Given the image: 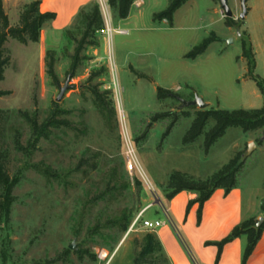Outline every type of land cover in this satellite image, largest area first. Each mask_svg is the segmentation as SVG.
Returning <instances> with one entry per match:
<instances>
[{"label": "rangeland", "instance_id": "374dc122", "mask_svg": "<svg viewBox=\"0 0 264 264\" xmlns=\"http://www.w3.org/2000/svg\"><path fill=\"white\" fill-rule=\"evenodd\" d=\"M240 3L228 0L231 27L215 0H188L171 24L155 20L154 14L168 6V0H160L140 13L132 7L126 19L108 7L103 20L109 15V37L105 22L103 29L86 28L85 14L91 13L86 9L65 32L41 45L7 40L9 64L0 91L10 93L0 96V109L8 112L0 142L18 183L9 221L0 229V264H170L155 233L144 229L138 216L163 218L173 172L207 180L239 153L237 181L245 196L255 190L264 198V129L229 128L209 148L205 134L183 143L200 110L183 102L200 98L215 110L264 107V0H246L244 20ZM213 35L218 40L202 56L185 57ZM250 35L259 54L248 76L242 47L251 44ZM252 76L260 78L263 92ZM159 88L171 96L159 98ZM157 115L164 117L154 121ZM27 116L38 125L50 116L62 125L50 127L32 144ZM130 147L153 190L138 172H128ZM186 194L174 198V211L182 212L187 232H195L200 206L185 200ZM191 211L194 222L188 221ZM174 225L191 259L176 219Z\"/></svg>", "mask_w": 264, "mask_h": 264}, {"label": "trees", "instance_id": "16d2710c", "mask_svg": "<svg viewBox=\"0 0 264 264\" xmlns=\"http://www.w3.org/2000/svg\"><path fill=\"white\" fill-rule=\"evenodd\" d=\"M187 1L188 0H168L167 8L161 12L155 13L154 19L159 21L165 20L167 23L171 24L176 11ZM40 2L41 0H32L30 3L25 4L20 11L18 23L15 26H11L9 18L4 11L2 0H0V81L3 80L4 70L9 64V58L5 56L6 50L4 47L7 40L14 39L23 45H27L29 43H38L40 41L42 27L47 21L54 18V14L39 13L38 7ZM107 2L109 8L115 12L117 18L126 19L130 14V9L134 0H107ZM86 9L91 10V13L85 14L86 28L94 30L103 29L104 20L99 4L95 3L91 6H88L87 8H84L80 14ZM226 24L229 27L234 25L233 19L226 18ZM216 40L218 39L214 35L207 37L202 43H200L198 46H195L189 53H187L185 57L187 59L194 60L197 57L202 56L210 44ZM242 48V56L247 61V73L249 76L252 75L256 69V61L251 44L247 47L243 45ZM80 50L81 48H77V54L74 56V59H77V55ZM50 75L54 77L52 68H50ZM249 79L255 82L259 90L263 92L260 78L252 76ZM9 93L10 92L0 91V96H5ZM93 94L97 99H100L98 92L94 91ZM158 96L159 98H163L164 96H171V94L169 91L159 88ZM163 117L164 115H157L153 118V120L158 121ZM7 119L8 112L0 109V136L3 132V124L7 121ZM27 120L32 129V144H35L50 127L62 125V122L52 118L51 116L48 117L41 125H38L37 120L33 117L27 116ZM210 122H213V126L210 127L208 131H206V127ZM229 128H239L244 132L263 130L264 107L236 110H215L209 108L198 110L195 114V118L190 129L183 138V143L185 145L192 144L201 135L205 134V146L206 148H209L219 138H221ZM168 133L169 129L167 130L165 136L168 135ZM8 157V152L3 149L0 142V229H2L9 221V211L14 201L12 193L18 183L17 177L11 176L7 168ZM241 159V153H239L234 159L230 160L228 164L223 166L220 171L207 180H197L194 177L179 171L173 172L168 178V192L165 196L166 199L170 201L178 193L183 191L196 193L197 198L190 203L199 204V212L201 215L204 203L211 197L216 189H224L227 193L236 186L237 174L240 169V164L242 163L240 161ZM262 211L264 212V201L262 203ZM256 223L257 221L254 218L245 220L236 226L229 236L224 240L214 243L218 247L219 251L217 259H219L220 252L225 244L234 240L235 238L246 235L247 244L243 252V263H245L253 253L264 229V222L259 228L256 227ZM170 225L172 228H175L173 221L170 223ZM158 244L162 249L159 241ZM188 252L191 259L195 260L189 248Z\"/></svg>", "mask_w": 264, "mask_h": 264}, {"label": "crops", "instance_id": "0c3cea01", "mask_svg": "<svg viewBox=\"0 0 264 264\" xmlns=\"http://www.w3.org/2000/svg\"><path fill=\"white\" fill-rule=\"evenodd\" d=\"M31 1L32 0H2L4 11L9 18L11 26L18 23L21 7ZM159 1L160 0H134L132 7H136L138 9L137 12L140 13V9L144 6L158 3ZM95 3H98V1L41 0L38 7L39 13H51L54 14V18L47 21L42 27L39 41L40 45L44 40H47L50 35L65 32L84 8ZM39 42L31 44H39ZM250 42L257 68L259 53L256 41L251 35ZM184 192L187 193L184 198L185 200H195L197 198L196 193L188 191L180 192L176 196H181ZM174 198L167 203L170 217L173 222L176 219L181 231L180 233H182V236L191 248V252L197 264H264V229L253 253L245 263H243V252L247 244L246 235H242L225 244L220 252L219 259H217L219 252L218 247L214 244L228 237L232 230L241 222L251 218H254L258 222L260 218H264V212L262 211L264 198L257 193V191L254 190L250 192L249 196L246 197L238 181L236 186L227 193L224 189H216L203 205L201 225L195 232H187V224L182 222V212H177V210H175L176 212L174 211ZM172 212L174 214H171ZM192 218L193 211L190 212L188 221L194 222ZM215 225L216 227L205 235L199 232L204 226L212 228ZM154 233L170 264H193L192 259H190L182 249L178 236L168 223H165Z\"/></svg>", "mask_w": 264, "mask_h": 264}, {"label": "built area", "instance_id": "2783aa9c", "mask_svg": "<svg viewBox=\"0 0 264 264\" xmlns=\"http://www.w3.org/2000/svg\"><path fill=\"white\" fill-rule=\"evenodd\" d=\"M98 4L101 8L102 11V15L106 14L107 15V9L109 7L107 0H97ZM105 15V17H106ZM104 22L106 23V28L104 29V32L108 35V37L111 35L113 29L110 26V21H109V15H108V19L107 17L104 18ZM121 33H124V31H119ZM126 165H127V170L128 172L132 173V172H138L140 174V176L142 177V179L144 180L145 184L148 186L149 189L153 190V186L150 182V180L147 178V176L145 175V173L143 172L140 163L137 159V156L134 152V150L130 147L129 150L126 153ZM162 215L163 218H156V219H141L142 214H140L137 218V222L140 221L141 222V226L146 229L149 230L151 232H155L157 231L159 228H161L165 223H168L170 225V223L172 222V219L170 217L169 214V210L167 206H163V210H162ZM193 264H197L195 262V260H192Z\"/></svg>", "mask_w": 264, "mask_h": 264}, {"label": "water", "instance_id": "95a60500", "mask_svg": "<svg viewBox=\"0 0 264 264\" xmlns=\"http://www.w3.org/2000/svg\"><path fill=\"white\" fill-rule=\"evenodd\" d=\"M215 1L219 2L221 10L224 12L226 18H233V12L229 7L228 0H215ZM245 4H246V0H241L240 7H241L242 12L239 16L241 20H244L247 15V8ZM231 42L232 41H228V43H231ZM65 90H66V86L63 88H60V94L56 99L57 102L61 101ZM183 104L185 106H197L200 110H204L208 107V104H205L200 98H195V100L191 102H183ZM262 139L264 140V136ZM252 146H255V145L254 144L249 145L248 154L251 153ZM263 222H264V218H260L256 224V227L259 228Z\"/></svg>", "mask_w": 264, "mask_h": 264}, {"label": "bare ground", "instance_id": "6f19581e", "mask_svg": "<svg viewBox=\"0 0 264 264\" xmlns=\"http://www.w3.org/2000/svg\"><path fill=\"white\" fill-rule=\"evenodd\" d=\"M106 255H104V257H105Z\"/></svg>", "mask_w": 264, "mask_h": 264}]
</instances>
